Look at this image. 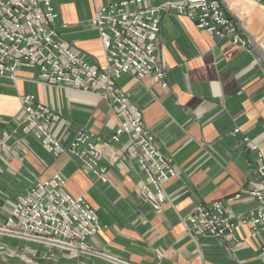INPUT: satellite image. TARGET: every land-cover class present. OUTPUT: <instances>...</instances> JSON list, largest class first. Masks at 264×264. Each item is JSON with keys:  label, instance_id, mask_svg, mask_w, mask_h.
Returning a JSON list of instances; mask_svg holds the SVG:
<instances>
[{"label": "crops", "instance_id": "crops-1", "mask_svg": "<svg viewBox=\"0 0 264 264\" xmlns=\"http://www.w3.org/2000/svg\"><path fill=\"white\" fill-rule=\"evenodd\" d=\"M59 32L81 57L103 60V48L90 20L94 10L122 0H52ZM250 41L244 48L216 40L197 29L185 14H164L156 44L164 68L162 87L152 74L139 80L134 71L118 88L138 106L158 149L176 164L164 183L166 202L159 211L141 201L144 175L126 151V139L102 147L108 181L95 180L68 154L52 158L20 129V98L33 93L60 118L52 133L63 141L84 127L108 138L117 126L107 102L98 95L44 83L39 71L22 64L15 79L0 77V226L18 194L38 180L59 173L72 195H83L103 228L87 238L86 251L53 250L0 232L11 247L40 250L43 264H264L261 237L237 222V241L191 237L182 217L199 204L223 201L240 217L257 206L247 191L261 180L253 155L242 144L247 135L264 152V0H222ZM239 133H233L234 128ZM239 194V196H235ZM20 244V245H19ZM13 261V260H12Z\"/></svg>", "mask_w": 264, "mask_h": 264}, {"label": "built area", "instance_id": "built-area-1", "mask_svg": "<svg viewBox=\"0 0 264 264\" xmlns=\"http://www.w3.org/2000/svg\"><path fill=\"white\" fill-rule=\"evenodd\" d=\"M168 13L185 14L213 39L249 47L248 36L222 0H122L94 10L90 23L103 48V60L94 62L76 53L60 34L67 24L59 22L52 0H0V77L15 79L18 67L26 64L37 69L48 85L98 95L117 121L108 138L80 127L63 141L52 133L59 113L35 94L27 93L20 98L21 131L38 140L53 159L70 155L84 173L102 183L108 181V169L101 163L102 147L124 137V148L145 178L141 201L155 211L166 202L164 183L176 176V164L158 149L141 109L118 88L117 82L123 74L134 71L139 80L152 74L166 87L156 44L161 17ZM239 132V128L233 129L235 135ZM241 142L252 153L253 173L261 180L247 191L257 206L238 217L223 201L215 200L195 206L181 220L192 238L233 241H237V222H243L254 237H261L260 255L264 258V152L247 135H241ZM102 228L84 196L69 193L63 176L55 173L17 195L0 232L48 247L86 251L87 238Z\"/></svg>", "mask_w": 264, "mask_h": 264}, {"label": "rangeland", "instance_id": "rangeland-1", "mask_svg": "<svg viewBox=\"0 0 264 264\" xmlns=\"http://www.w3.org/2000/svg\"><path fill=\"white\" fill-rule=\"evenodd\" d=\"M6 242L9 241L0 239V264H43L36 255L40 250L25 246L17 247L16 245L11 247L10 244ZM58 249L60 248L49 247L45 255H48L47 258L54 259L55 253L53 250Z\"/></svg>", "mask_w": 264, "mask_h": 264}]
</instances>
